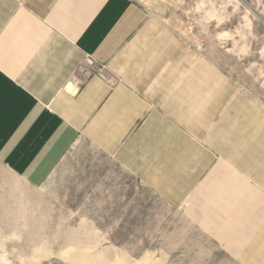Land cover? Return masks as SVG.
Returning a JSON list of instances; mask_svg holds the SVG:
<instances>
[{"label": "crops", "instance_id": "0c3cea01", "mask_svg": "<svg viewBox=\"0 0 264 264\" xmlns=\"http://www.w3.org/2000/svg\"><path fill=\"white\" fill-rule=\"evenodd\" d=\"M82 148L264 264V102L136 0H0V156L38 181Z\"/></svg>", "mask_w": 264, "mask_h": 264}, {"label": "rangeland", "instance_id": "374dc122", "mask_svg": "<svg viewBox=\"0 0 264 264\" xmlns=\"http://www.w3.org/2000/svg\"><path fill=\"white\" fill-rule=\"evenodd\" d=\"M264 102V0H136ZM89 148L32 181L0 156V264H238Z\"/></svg>", "mask_w": 264, "mask_h": 264}, {"label": "built area", "instance_id": "2783aa9c", "mask_svg": "<svg viewBox=\"0 0 264 264\" xmlns=\"http://www.w3.org/2000/svg\"><path fill=\"white\" fill-rule=\"evenodd\" d=\"M103 66L98 65L95 59L91 56L85 57L83 63L80 65L78 69V73L83 75L84 77H89L93 73H100L103 71Z\"/></svg>", "mask_w": 264, "mask_h": 264}, {"label": "bare ground", "instance_id": "6f19581e", "mask_svg": "<svg viewBox=\"0 0 264 264\" xmlns=\"http://www.w3.org/2000/svg\"><path fill=\"white\" fill-rule=\"evenodd\" d=\"M80 264H87V262H86L85 259H82V260L80 261Z\"/></svg>", "mask_w": 264, "mask_h": 264}]
</instances>
